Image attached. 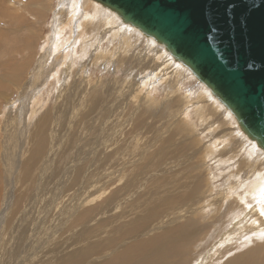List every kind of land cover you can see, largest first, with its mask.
I'll list each match as a JSON object with an SVG mask.
<instances>
[{
  "label": "rangeland",
  "instance_id": "374dc122",
  "mask_svg": "<svg viewBox=\"0 0 264 264\" xmlns=\"http://www.w3.org/2000/svg\"><path fill=\"white\" fill-rule=\"evenodd\" d=\"M66 1L0 0V264H6V258L13 260L16 256L14 252L23 245L27 247L22 249L23 257L16 259L20 264H29L30 259L32 264H63L79 251L85 254L83 259L66 264H104L111 253H106L108 250L103 249V245L108 239L125 233L133 219L135 222L138 218L147 220L146 223L141 222L146 226L143 232L148 228H158L156 232L144 236L150 238L186 218L191 219L199 206L203 216L194 217L205 226L202 241L197 236L196 241L200 245L191 243L185 254L172 257V261L177 260L179 264H225L227 259L239 255L245 248L250 249L257 241H264V236L257 234H254L257 237H251V234L241 235V238L239 235L238 238L231 237L232 234L227 232L229 225L224 227L220 221L212 228L222 210L211 206V198L216 197L217 190L224 184L214 178L215 164L205 145L216 139L219 141L220 136L231 132L232 128L241 136L231 114L228 112L230 116L227 114L229 118L226 116L225 123H229L224 126L220 117L222 112H218L224 108L189 75V70L181 69L188 75L184 80L178 79L180 71L177 69L174 74H171L170 67L163 71L166 63L180 64L162 45L164 50L156 52L160 44L138 34L140 38L127 50L117 37L115 41L111 40L113 36L108 28L96 26V21L89 18L94 4L92 1L87 0L90 4L86 0ZM57 12L59 17L55 20ZM66 14L73 16L65 18ZM76 15L87 20L83 28ZM66 20H71L73 27ZM62 24L70 27L63 28ZM85 44L89 46L83 54L85 57L81 58L80 50ZM96 53L101 56L98 58ZM163 57L168 60L160 65ZM20 65L18 79L10 77L15 66ZM69 69L71 72L66 76L65 72ZM37 76L38 84L33 83V78ZM64 78L67 83L60 93L56 88ZM196 94L197 101L194 100ZM202 94L203 98H200ZM183 95L193 100L187 104L190 99L185 98L184 101L181 98ZM209 100L219 109L208 113L210 119L200 123L196 106L208 104ZM214 126L219 128L212 131ZM31 132L35 133L32 137ZM52 134L53 139L50 138ZM36 137H40L39 140L44 138L40 146ZM231 137L232 142L224 146V150L220 148L237 158L238 154L233 153L240 154L238 151L244 147L249 149V146L238 136ZM236 145L239 146L237 149H241L235 148L236 152L231 153L230 148ZM227 151L224 155L229 156ZM204 152H208L209 156L207 153L208 157H204ZM246 162L238 166L245 168ZM204 167L211 170V194L205 197L207 195L201 190L205 189L202 181L200 195L186 199L184 203L188 204L181 209L185 204L182 202L183 205H179V196L189 194L196 180H205L202 178L206 177ZM242 175L237 178L238 181L247 178ZM230 195L231 203L241 206L238 201L241 194ZM200 199L202 201L197 203ZM78 202L81 204L78 205ZM84 210L87 211L84 220L74 224L73 219ZM183 214L186 218L182 220ZM37 215L43 218L38 225V232L42 230L38 235L33 227L40 222ZM208 219H211L210 222ZM29 222L31 225H28ZM47 225L50 228L47 229ZM29 233L32 236L27 240ZM44 237L48 239L45 241ZM126 237L132 241L136 235ZM226 239V244L221 243ZM38 242H41L39 246ZM229 243L230 252L226 255L227 250L223 248ZM171 244L172 251L179 250L183 241L173 240ZM214 244L218 246L214 247ZM231 244H235V248ZM90 245L96 252H87L86 248ZM169 246L161 238L159 247ZM222 250L224 252H220ZM145 251H140V254ZM215 254L216 262L213 260ZM254 262L264 264V257L257 256Z\"/></svg>",
  "mask_w": 264,
  "mask_h": 264
},
{
  "label": "bare ground",
  "instance_id": "6f19581e",
  "mask_svg": "<svg viewBox=\"0 0 264 264\" xmlns=\"http://www.w3.org/2000/svg\"><path fill=\"white\" fill-rule=\"evenodd\" d=\"M62 1V0H60ZM64 1V0H63ZM66 1V0H65ZM82 1V0H81ZM67 3L69 2L66 1ZM87 2V0H86ZM65 3V2H64ZM74 3V2H73ZM89 3V2H87ZM94 3V2H93ZM90 4V3H89ZM92 5V4H91ZM83 6V5H81ZM87 6V5H86ZM92 15L89 17V18H92V20H95L96 21V26L98 27H102L104 26V28H108L109 32L111 33V35L113 36V39L111 40H114L115 37H117L118 39H120V42L122 44H125L123 47H125L127 50L130 48V44L133 46L137 39H139V35L140 34L141 36H143L144 39L146 40H152V38H149V37H146L144 35H142L138 30H136L135 28L127 25V24H124L120 19L119 17L112 11L106 9L105 7L97 4V3H94L92 5ZM90 7V6H89ZM74 8V7H73ZM78 8V7H77ZM100 8V9H98ZM85 9V8H84ZM62 10V9H60ZM71 10V9H70ZM87 10V9H86ZM80 11V10H79ZM71 12V11H70ZM72 13V12H71ZM78 13V12H77ZM57 14V18L55 20L58 19L59 17V14L58 12L56 13ZM114 15V16H113ZM67 16H73V14H66L65 15V18H67ZM79 19L81 20L80 21V24L81 27L83 28V23L84 22H87V20L85 18H80L81 15H76ZM87 16V15H86ZM99 19H101L99 21ZM77 22V21H76ZM112 22H114L115 24L113 25ZM66 23H68L70 25L71 23V20H69L67 22L66 20ZM79 23V22H78ZM68 24H62L61 26L64 28V27H73L72 25H68ZM75 24V23H74ZM101 24V25H100ZM112 24V25H110ZM110 25V26H109ZM106 26V27H105ZM125 26V27H124ZM101 29V28H100ZM68 30V29H67ZM70 30V29H69ZM77 30V28H76ZM103 30H106V29H103ZM102 30V31H103ZM107 30V31H108ZM106 31V32H107ZM75 32V31H74ZM79 31H77L78 33ZM105 32V31H103ZM70 33V32H69ZM80 33V32H79ZM109 33V34H110ZM81 34V33H80ZM106 34V33H105ZM108 34V33H107ZM77 35V34H76ZM75 36V34H74ZM132 36H134V39L132 38ZM111 38V37H110ZM116 38V39H117ZM115 39V40H116ZM114 40V41H115ZM69 42V41H68ZM72 42V41H71ZM87 42V41H86ZM92 42V41H91ZM150 44V42H148ZM154 43V42H153ZM69 44V43H68ZM71 44V43H70ZM69 44V45H70ZM148 44V45H149ZM152 44V43H151ZM72 45V44H71ZM156 45V44H155ZM67 46V44H66ZM87 46H89V44H85L81 50H80V53H81V58L82 57H85L83 56V54L85 53V49L87 48ZM131 46V48H132ZM159 46L160 48H158L156 50V52H161L163 49V47L161 45H157ZM120 46H118L117 48H119ZM122 47V48H123ZM129 47V48H127ZM68 48V47H67ZM162 48V49H161ZM115 49V48H114ZM124 49V48H123ZM125 49V51H127ZM116 50V49H115ZM118 51V50H117ZM112 52V51H111ZM123 52V51H122ZM109 53V52H108ZM113 53V52H112ZM97 54V53H96ZM95 54V55H96ZM86 55V54H85ZM110 55H112L110 53ZM167 55V54H166ZM94 57V55H92ZM96 56H98V58L101 56L100 53L97 54ZM109 56V55H108ZM164 56V55H163ZM79 57V56H78ZM105 57V56H103ZM109 59V58H108ZM170 59V58H169ZM87 60V59H86ZM93 60L96 62L95 60V57L93 58ZM166 60H168L167 57H163V60L159 63L160 65L163 64ZM94 62V63H95ZM172 62V61H171ZM9 63H6L5 65H8ZM158 64V65H159ZM173 64V67L171 68V65ZM166 65V66H165ZM86 66H88L86 64ZM6 67V66H5ZM13 67V65H12ZM165 67V68H164ZM164 67H161L164 68L163 71L167 68L170 67L169 70H171L170 72H172L171 74H174L176 73L175 70L177 69L179 72L178 74V79H187L188 78V75L187 74H184L183 71H186L187 69H183L180 65L172 62V63H166L164 64ZM8 68V67H7ZM6 68V69H7ZM70 68V67H69ZM80 68L83 69V64L80 65ZM9 69V68H8ZM15 70H12L14 72H12L11 76L10 77H15L16 79H18V76H19V70L21 69V65L20 67L19 66H15L14 68ZM183 71H182V70ZM39 70V69H38ZM80 71V70H79ZM188 71V70H187ZM186 71V72H187ZM71 70H67L66 73V76H68L70 74ZM168 72V71H167ZM167 72H164L165 75L166 74H169ZM189 72V71H188ZM82 73V72H81ZM155 73H157L155 71ZM159 73V72H158ZM8 74V73H7ZM164 75V77L166 78V76ZM191 75V74H189ZM8 76V75H6ZM5 76V78H6ZM173 76V75H172ZM177 76V75H176ZM192 76V75H191ZM163 77V76H161ZM3 78V77H2ZM8 79H10L9 77H7ZM152 78V76H151ZM160 78V77H158ZM164 78V79H165ZM170 78V77H169ZM157 79V78H156ZM175 79V78H174ZM177 79V78H176ZM178 79L176 81V84L179 86L178 84ZM149 80V78H148ZM5 81V80H4ZM8 81V80H7ZM87 81V80H86ZM147 81V80H146ZM37 83L39 82V76L37 77H34L33 78V83ZM149 82V81H148ZM67 83V80L66 78H64V80L61 82V83H58V87L56 88L57 91H60L61 93V90L64 89V86L65 84ZM80 84V82H79ZM154 84V83H153ZM82 85V84H81ZM86 87V86H85ZM173 87V86H172ZM180 87V86H179ZM32 88V87H31ZM25 89H28V88H25ZM67 89V88H66ZM73 89V88H72ZM81 89V88H79ZM33 90V89H32ZM82 90V89H81ZM27 91V90H26ZM30 91V90H29ZM34 91H35V88H34ZM56 91V92H57ZM201 91V90H200ZM24 93V92H23ZM59 93V94H60ZM198 94V97H199V92L197 93ZM197 94H196V97L194 100L197 101ZM22 95V94H21ZM203 95L202 94L200 96V98H203ZM76 96V95H75ZM209 96V95H208ZM181 98L184 99L185 101V96L183 95ZM192 98V97H191ZM189 97L186 98L188 99L189 101L186 103L189 104L193 99H191ZM205 99H206V95H205ZM210 99V98H209ZM204 100V99H203ZM208 100V99H207ZM212 101H214L213 99H211ZM211 100H209L210 102L207 104H204L203 106H200L198 103V106L200 107H197L196 106V114L199 115V118H200V123H203L204 121H207L209 120L210 118L207 117L208 116V113H211L212 114V111H215L216 109H219V105L217 102H215L218 106H216L215 103H213ZM205 102V101H204ZM208 102V101H207ZM67 103V102H66ZM185 105V103H184ZM187 107V106H186ZM11 108V107H10ZM221 108V107H220ZM194 109V108H193ZM222 109V108H221ZM172 110V109H171ZM224 112L226 111L225 109H222ZM183 111V110H182ZM221 111L219 109V113L222 112L221 114V118L223 120V124L224 126L229 123H225L227 120H226V116L228 117V115L230 116V114L228 113V111H226L225 113ZM9 114V113H8ZM228 114V115H227ZM11 115V114H10ZM210 115V114H209ZM212 116V115H211ZM183 117V116H182ZM44 117H42L43 119ZM229 118V117H228ZM47 120V119H46ZM35 122V121H34ZM38 122V120H37ZM42 122V121H41ZM46 123V122H45ZM217 123V122H216ZM2 126H5V125H2ZM36 126V125H35ZM39 126V124H38ZM233 126V125H231ZM5 128V127H4ZM219 127H215L212 128L211 130L212 131H215L217 130ZM226 129V128H225ZM2 130H4L2 128ZM233 128L231 130V132L229 133H224L222 136L218 137L220 138V140L218 141V139H216L215 141L213 140L212 142L214 143H206L207 145H205V147L207 148L206 151H208L213 158V162L215 164V168L216 169V172H215V176L214 178L216 179H219L221 181H223V184L224 186L220 187L219 190H217V194H215L216 197L214 198H211L212 200V205H215L214 208H218L219 210H222V215L220 216L219 219H216L214 222H213V229H214V226L218 223V221L222 222L223 223V226L224 227H227L228 225V234H232V236H236L239 235V238H241V235L242 237L243 236H250L251 234V237L254 235V234H257L259 235L260 237L261 236H264L262 234H264V214H262V211H264V153H262L260 150H258L255 146V144L251 141H249L248 139H246L242 134H240L241 136L238 135V133L236 134L235 132H233ZM5 131V130H4ZM36 131V130H35ZM44 131V130H43ZM38 132V131H36ZM52 132V131H51ZM204 132V131H203ZM222 132V131H221ZM41 133V132H40ZM31 134H33V132H31ZM30 134V135H31ZM35 134V133H34ZM31 135L32 136H34ZM44 134V133H43ZM38 134H36L37 136ZM41 135V134H40ZM220 135V134H219ZM238 136L239 139H242L246 146H249V149L247 148H239L241 149L240 151V154L237 153L235 151V148L237 149L239 146L236 145L234 146L232 149L230 148V151L231 153H233L232 151H235L236 153H233V154H238L237 155V158H235V156L231 157L230 154H228V151H227V154L229 156H226L224 155L225 152H223L224 150V146L227 147L231 142H232V137L231 136ZM43 137V136H42ZM38 137H36V142H37V145L40 146L41 143H42V140H44V138L42 140H39V138L37 139ZM50 138L53 139V134L50 135ZM238 139V140H239ZM245 139V140H244ZM35 140V139H34ZM241 140V141H242ZM234 141V139H233ZM240 141V142H241ZM44 142V141H43ZM235 142V141H234ZM233 142V143H234ZM243 142V143H244ZM46 143V142H45ZM253 144V145H252ZM200 145V144H199ZM220 147H223V150L220 148ZM231 147V145H230ZM242 147V146H240ZM44 148V147H43ZM204 148V145L203 147ZM237 149V150H239ZM199 150V149H198ZM202 150V149H200ZM229 150V149H228ZM259 152H257V151ZM50 151V150H49ZM202 151H205L204 149ZM205 151V152H206ZM220 151V152H219ZM229 151V152H230ZM204 152V155L207 154ZM78 153V152H77ZM209 153H208V156H209ZM202 155V156H204ZM207 155H205L204 157H206ZM207 156V157H208ZM235 158V159H234ZM49 159V158H48ZM47 159V160H48ZM201 158H199L200 160ZM204 159V158H203ZM202 159V160H203ZM209 159V158H208ZM232 159V160H231ZM247 159H249L250 161L246 162ZM49 161V160H48ZM204 161V160H203ZM248 163L247 166L245 165V168H240L238 165L243 162L245 164V162ZM205 162V161H204ZM207 162V161H206ZM209 163V162H208ZM207 163V164H208ZM206 164V163H204ZM211 164V163H210ZM242 164V163H241ZM200 165V164H199ZM209 166V165H207ZM221 166V167H219ZM238 166V167H236ZM28 167V166H27ZM207 170H206V169ZM195 171V169H194ZM203 171V170H202ZM200 171V172H202ZM204 171L206 173V177H202V178H205V180H196L192 187L189 189V194L188 193H183L179 196L178 198V203L180 205V203L182 204V202L186 203V199H189L192 198V196H197V195H200L199 193L201 192L200 189H201V182L204 183L205 185V189H201L204 194H206L207 196L205 197H208L209 194H211V191L213 190V187H212V180L213 178H211V170L210 168L208 167H204ZM198 172V171H197ZM196 173V172H195ZM241 173V174H240ZM243 174V175H242ZM203 175V174H202ZM242 175L245 176L247 178H240L239 181L237 180V178ZM148 176V175H147ZM200 176V175H199ZM41 178V177H40ZM249 178V179H248ZM194 179V177H193ZM149 181V180H148ZM145 183V182H144ZM57 184V183H56ZM208 184V185H207ZM53 185V184H52ZM61 185V184H60ZM84 188V187H83ZM43 189H44V186H43ZM50 189V188H49ZM80 189V188H79ZM57 191V190H56ZM47 192V191H46ZM54 193V192H53ZM231 195L232 194H235V195H240L238 196V201L240 202L241 206H235V204H232L231 201H230V197H228V195ZM1 195V194H0ZM51 195V194H50ZM230 195V196H231ZM49 196V195H47ZM204 196V195H203ZM214 196V195H213ZM82 197V196H81ZM39 198V197H38ZM45 198V197H44ZM47 198V197H46ZM45 198V199H46ZM68 198V197H67ZM204 198V197H203ZM234 198V197H233ZM232 198V199H233ZM206 199V198H205ZM235 199V198H234ZM40 200V199H39ZM38 201V200H37ZM79 201V200H78ZM189 201V200H188ZM202 200H198L197 203H200ZM208 201V200H207ZM235 201V200H234ZM43 202V201H42ZM47 202V201H46ZM81 202V201H80ZM5 203V202H4ZM77 203V202H76ZM79 203V202H78ZM184 203V204H185ZM204 203V202H203ZM46 204V203H45ZM74 204V203H73ZM81 203H79L78 205H80ZM188 204V203H187ZM183 205V207H180L181 209H184L186 207V205ZM208 204V202H207ZM38 205V204H37ZM44 205V204H43ZM62 205V204H61ZM64 205V204H63ZM76 206V205H75ZM207 205H205L204 207H206ZM43 207V206H42ZM5 208V207H4ZM56 208V207H55ZM214 208H213V212H214ZM211 209V208H210ZM231 209V211L229 212V210ZM57 210V209H56ZM195 212L196 214L194 215H199L200 214V218L203 216L201 212V207L199 206L197 209H195ZM212 212V214H213ZM229 213L231 214V216H229ZM87 214V211L84 210L82 211L76 218L73 219V223L75 224L76 222H81L82 220H84L85 216ZM3 215V214H2ZM70 215V214H69ZM68 215V216H69ZM194 215L192 216L191 219L189 218H186V214H183V216H181L182 220L183 218L185 217L186 219H184V221L180 222L179 224H176V225H171L169 226L166 230H164L163 233L159 234V235H153L151 236L150 238H145L144 236H148L149 233H154L156 232V230L158 229L157 227H152V228H148L146 229V231H142L146 226H144V224L146 223L147 220H142V221H145V223H141V218H138L137 221L138 222H135L134 219L131 221V223H129L128 225H131L130 228L125 232V233H122L118 238L115 237V238H110L108 239V241L103 245V249H107L108 252L106 251V253H111V256L108 260L104 261V264H179V262L176 260V262H174V260L172 261V257L174 256H177V255H180L181 254H185V251L187 249L188 251V248L190 246L191 243L195 244L197 243L196 239L199 238V241L203 238V231L205 230V226H203L201 223H199L200 219H198L197 217L195 218ZM38 216V215H37ZM46 216V215H45ZM43 216V217H45ZM52 216V215H51ZM213 216V215H212ZM218 216V215H216ZM39 219H40V222L37 223V227L36 226H33L35 227V234L38 235V225L41 224L43 218L42 216H38ZM66 217V216H65ZM215 217V216H213ZM232 218V222H230V218ZM52 218V217H51ZM211 218V217H210ZM50 219V217H49ZM195 219H198V220H195ZM212 219V218H211ZM210 219V220H211ZM46 220V219H45ZM51 220H56V219H51ZM50 220V221H51ZM68 220V219H67ZM66 220V221H67ZM70 220V219H69ZM209 220V219H208ZM209 220V222H210ZM63 221V220H62ZM202 221V220H201ZM47 222V221H46ZM52 222V221H51ZM49 222V223H51ZM55 222V221H54ZM226 222V223H225ZM236 222V223H235ZM56 223V222H55ZM64 223V222H63ZM85 223V222H84ZM53 224V223H51ZM28 225H31V223L29 222ZM82 226V224L80 225ZM210 226V225H209ZM222 227V228H224ZM50 228L48 225H47V229ZM55 228V227H53ZM52 228V229H53ZM209 228V227H207ZM46 229V228H45ZM28 230V229H27ZM55 230V229H54ZM207 231V229H206ZM209 231V230H208ZM207 231V232H208ZM51 232V231H50ZM48 233V231H47ZM30 234V233H29ZM132 234H135L136 235V238L132 241H128L126 238V236L128 235H132ZM205 235V234H204ZM225 235V234H224ZM25 236V235H24ZM30 236H32L31 234L29 235V238L26 236L24 238H26L27 240L29 239L30 240ZM43 236V235H42ZM198 236V238H196ZM206 236V235H205ZM256 236V235H254ZM253 236V237H254ZM53 237V236H52ZM230 237V238H231ZM257 237V236H256ZM259 237V238H260ZM45 238V237H44ZM161 238L164 239L165 241H167L170 246L169 247H164V248H161L159 247L160 245V241H161ZM238 238V237H237ZM258 238V239H259ZM43 239V238H42ZM48 239V238H47ZM45 238V241L47 240ZM221 239V238H220ZM219 239V240H220ZM225 239V238H224ZM236 239V238H234ZM233 239V241H234ZM248 239V238H247ZM255 239V238H254ZM173 240H182L183 241V245L181 246V248L179 250H173L172 251V248H171V243ZM218 240V241H219ZM222 240V239H221ZM232 240V238H231ZM239 241V239H236ZM235 240V241H236ZM253 240V239H251ZM263 240V238H262ZM44 241V242H45ZM202 241V240H201ZM237 241V242H238ZM243 241V240H242ZM245 241H246V237H245ZM249 241V240H248ZM43 242V243H44ZM195 242V243H194ZM227 243L228 242V239H226V241L224 242H221V243ZM236 242V244H237ZM247 242V241H246ZM256 242V241H255ZM217 243V242H216ZM220 243V242H219ZM218 243V244H219ZM225 243V244H226ZM231 243V242H230ZM230 243L223 248L224 251H226V255L230 252ZM242 243V242H241ZM241 243H238L241 244ZM252 244V242H250ZM41 244V242H38V246ZM47 243H45L46 245ZM26 245V243H25ZM95 245V244H93ZM197 245H200V242L197 243ZM211 245V244H210ZM232 245V244H231ZM235 244H233L232 246L234 247ZM237 245V246H238ZM27 246V245H26ZM217 247L218 245L217 244H214V247ZM221 246V245H220ZM249 246V245H248ZM93 246L90 245L88 246L86 249H87V252H96V249H91ZM119 247H123L122 250H118ZM188 247V248H187ZM24 248H27V247H23L21 249H19L18 251L14 252L15 253V257L13 260H7V258L5 259V263L6 264H20L19 262H16V259L20 257H23L21 256L22 254V249ZM29 248V246H28ZM44 248V247H43ZM235 248V247H234ZM239 248V247H238ZM10 249V248H9ZM146 251L144 252V254H140V251L142 250H145ZM215 249V248H214ZM214 249H213V252H214ZM217 249V248H216ZM220 249V248H219ZM245 248V250L243 252H241L239 255H236V256H233V257H230L231 255L229 254V259L226 260V262H224V259H223V262L225 264H257V262H254V260L257 258V256H263L264 257V241H257L256 242V245L255 247H251L250 249H247ZM31 249L29 248V251ZM205 250V249H204ZM220 251V252H224V251ZM2 251V250H1ZM6 251V250H5ZM4 251V252H5ZM27 249H26V252H29ZM186 251V252H187ZM210 251V250H209ZM212 251V250H211ZM216 252L218 250H215ZM201 252V251H200ZM212 252V253H213ZM215 252V253H216ZM238 252V251H237ZM202 253V252H201ZM11 254V251L10 253ZM217 254V253H216ZM214 256L213 260H215L216 258V255ZM221 254V253H220ZM219 254V255H220ZM4 255V253H3ZM28 255H30L28 253ZM27 255V256H28ZM46 253L43 254V256H45ZM206 255V254H205ZM214 254H211L210 256H212ZM222 255V254H221ZM220 255V256H221ZM11 256V255H10ZM83 256H85V254H82L80 251L77 252L75 255L69 257L68 259H66L64 261L63 264H66V263H69V262H79L80 260L83 259ZM219 256V257H220ZM224 256V255H223ZM6 257H8V255L6 254ZM29 257V256H28ZM218 257V258H219ZM10 258V257H9ZM8 258V259H9ZM209 258H212V257H209ZM24 259V258H23ZM28 259V258H26ZM222 259V258H221ZM242 259L241 262L238 263V261ZM250 259V260H249ZM34 260V259H33ZM212 260V259H211ZM212 260V261H213ZM20 261V260H19ZM216 262V260H215ZM62 263V261H61ZM102 263V262H101ZM221 263V262H220ZM219 263V264H220ZM23 264V263H22ZM28 264V262H27ZM29 264H32L31 263V259L29 260Z\"/></svg>",
  "mask_w": 264,
  "mask_h": 264
},
{
  "label": "water",
  "instance_id": "95a60500",
  "mask_svg": "<svg viewBox=\"0 0 264 264\" xmlns=\"http://www.w3.org/2000/svg\"><path fill=\"white\" fill-rule=\"evenodd\" d=\"M162 45L233 117L239 131L264 153V0H90ZM234 10L233 26L226 9ZM151 5L150 16L144 6ZM252 5H255L253 10ZM211 16H207L208 10ZM246 17V27L241 26ZM164 19L166 27L156 21ZM219 29L203 62L209 28Z\"/></svg>",
  "mask_w": 264,
  "mask_h": 264
},
{
  "label": "snow or ice",
  "instance_id": "6c2138e0",
  "mask_svg": "<svg viewBox=\"0 0 264 264\" xmlns=\"http://www.w3.org/2000/svg\"><path fill=\"white\" fill-rule=\"evenodd\" d=\"M239 5L235 2L230 3L228 5V8L226 9V15L228 16V23L229 26H233V22L235 20V14L234 10L238 7ZM253 10H255V5H252ZM151 8V5L144 6V11L145 15H151L149 9ZM207 16H211V10L209 9L206 13ZM156 23L159 24L161 28L166 27L167 22L164 19H160L156 21ZM241 26L246 27V17H242L241 19ZM219 32V29L215 28V26H211L209 28V32L207 34L206 40H207V47L204 49H200L197 52L193 54V60H200L201 62L205 61L207 59L208 53L210 50H212L215 47L216 44V35ZM262 214H264V211H262ZM264 235V234H262Z\"/></svg>",
  "mask_w": 264,
  "mask_h": 264
}]
</instances>
